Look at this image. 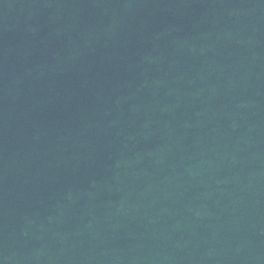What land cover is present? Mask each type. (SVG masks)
I'll list each match as a JSON object with an SVG mask.
<instances>
[{"label":"water","instance_id":"95a60500","mask_svg":"<svg viewBox=\"0 0 264 264\" xmlns=\"http://www.w3.org/2000/svg\"><path fill=\"white\" fill-rule=\"evenodd\" d=\"M0 264H264V0H0Z\"/></svg>","mask_w":264,"mask_h":264}]
</instances>
